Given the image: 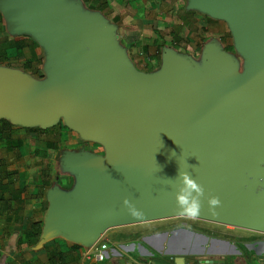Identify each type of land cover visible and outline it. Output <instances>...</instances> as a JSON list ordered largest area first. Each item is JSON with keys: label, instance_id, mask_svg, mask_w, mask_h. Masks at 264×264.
I'll return each instance as SVG.
<instances>
[{"label": "water", "instance_id": "1", "mask_svg": "<svg viewBox=\"0 0 264 264\" xmlns=\"http://www.w3.org/2000/svg\"><path fill=\"white\" fill-rule=\"evenodd\" d=\"M190 6L228 23L249 61L244 74L215 43L206 48L203 71L169 51L160 73L145 74L117 45L116 26L79 6L4 1L13 30L32 34L48 61L46 83L0 68V118L43 128L64 118L107 150L105 157L64 158L82 185L72 195L52 192L44 239L66 230L89 246L112 226L175 216L264 231V0H190ZM179 172L203 187L195 216L177 203ZM212 196L221 201L215 213ZM125 197L143 215L133 216ZM175 261L184 264L183 254Z\"/></svg>", "mask_w": 264, "mask_h": 264}, {"label": "crops", "instance_id": "2", "mask_svg": "<svg viewBox=\"0 0 264 264\" xmlns=\"http://www.w3.org/2000/svg\"><path fill=\"white\" fill-rule=\"evenodd\" d=\"M4 1L6 0H0V68L23 72L35 80L46 78L44 59L39 61L38 66L33 65V59H25L29 52L32 57L39 56L38 52H34V45H37V49L43 46L32 34L19 33L13 30L14 22L4 10ZM187 6L190 14L199 15L198 13H200L206 18L227 23L223 19L215 18L202 10L191 7L190 0H187ZM145 14L147 15V11ZM141 15L142 13L139 17ZM160 16L162 18L160 19V28H168L169 26L171 28L172 25L169 23L166 26L161 25L165 18H163L164 14L160 13ZM139 17L133 18L125 26L116 25L121 38L124 35H129L128 38L133 36L135 39L152 36L156 41L159 39L157 42L166 37L175 38V31H170L171 34H165L162 31L158 35L147 34V26L143 23H147L149 19L147 16L142 19ZM150 17L153 18L152 15ZM115 35L119 48L136 66V69L138 68L142 72L159 73V65L155 62L160 61V65H164V57L169 51L190 59L191 53L185 54L172 47L170 49L164 48L161 54L153 56L147 61L148 59L136 57L128 47H123L116 32ZM213 43L217 42L209 39L205 45L198 48L201 50V54L195 55L197 61L206 63V48ZM15 58L19 59L18 64L13 60ZM21 61L23 62L21 63ZM38 69L43 72V77L37 74ZM4 119L10 121L12 125L10 127L12 141L10 145L6 142H0V194H2L0 198V264H95L84 257L87 243L69 236L66 230H59L48 239L43 238L46 221L52 208V192L59 190L63 194L72 195L81 188L82 180L78 171L68 167L64 158L69 150L79 152L86 140L65 122L60 126L57 123L54 126L43 128L40 126H23L10 119ZM36 128L46 129V132L53 131V135L56 137L45 141L44 145L40 147L35 143L32 144L31 142L36 139V136H33L31 131L33 132ZM27 130L30 133H27ZM54 130H57L56 133ZM16 133L20 135L16 136ZM67 138L69 141L64 143L65 146H60L59 142L65 141ZM62 150L66 153L58 157L51 155V151L57 154ZM8 156L10 158H7ZM193 227L189 224L173 227L171 229H174L172 231L175 233L167 239L163 238L164 233L171 229L144 234L142 237H139L138 234H134V236L129 234V237L122 235L124 238L113 239V241L121 244L134 243L136 246L134 250H138L135 256L149 260L152 264H177L175 258L179 253L184 256V264H209V260L216 258L224 261L221 264H264V231L220 226L218 229H223L228 233H236L232 235L239 237V239H230L199 232ZM29 230L32 231L31 235L26 233ZM185 233L187 236L184 235ZM107 237L111 239L109 235ZM142 241L148 247L144 246Z\"/></svg>", "mask_w": 264, "mask_h": 264}, {"label": "rangeland", "instance_id": "3", "mask_svg": "<svg viewBox=\"0 0 264 264\" xmlns=\"http://www.w3.org/2000/svg\"><path fill=\"white\" fill-rule=\"evenodd\" d=\"M63 1L70 6L72 5L79 6L82 9L84 15L100 17L110 25L125 26V24L131 22L133 18L135 19L139 17V15L142 13L141 17H139L140 19L146 18V16L147 19H149L147 23L143 21L144 22L143 25L147 26L146 29L147 34L150 33V34L158 35L160 34V31H162L165 34H171L172 32L170 33V31H175L176 33L175 38L166 37L165 39L157 42L159 39L156 41L152 36L140 37V39H135L133 38V36L128 38L129 35H124L121 38L119 36L120 34H118V32L120 31H118L116 28L113 27V29L116 30L115 31L116 34L118 35L117 38L119 37V39H121L120 41L121 45L125 48L128 47L131 51L134 52L136 57L145 60L148 59L147 61H149L153 56H157L158 54H161L164 48L170 49L174 47L178 51L184 52L185 54L188 52L189 54L191 53L189 55L190 59H188L189 63L191 65H196L199 71H203L204 69L203 67L205 66V64H203V62L201 63L197 61L195 55L198 56L199 54H201V50H198V48L202 47V45H205L207 40L210 39L211 41H216L217 43L215 44H218L220 47H222V50L226 53V55H228L230 58H234L237 60L238 62L237 68L239 66L238 71L240 74H244L248 69L249 61L238 51L234 37L227 23L217 19L206 18L200 13H198L199 15H196V13H191L192 14L191 15L190 12L188 11L189 8L187 6V0H63ZM152 7H154V9H151ZM185 10L187 11L185 12ZM146 11H147V15L145 14ZM160 13L164 14L163 18H165L164 23L161 25L166 26V24L169 23L172 25L171 28L170 26L168 28L166 27L160 28V23H161L160 19H162ZM151 15L153 16L154 20H152L153 18L150 17ZM34 47H35L34 52H38L37 54L39 56L36 55L37 57H32V55L29 52L26 54L25 59H29V60L33 59L32 61L34 63L33 65L36 64L37 66L39 65V61H43V59L45 60V62H47L48 56L44 47L42 48L39 47L40 49L39 48L37 49V45H34ZM13 60L15 61V63L17 64L19 63L18 58H15ZM22 62L23 61H21V63ZM155 63L159 65L158 69L160 70L159 71L160 73L163 69V65H160L161 64L160 61L159 62L156 61ZM133 66L136 68L134 64ZM144 73L153 75V73H149V72H144ZM46 78H43L42 81L40 80V82L45 81L46 83L47 82ZM63 122L66 123V120L64 118H61L58 125L60 126ZM45 130L46 129L43 128H36L35 130H33V132L31 131L33 136L34 135L36 136V139H34L33 142L31 143L32 144L35 143L40 147L44 145L45 141L51 140L52 137H56L55 135H53V131L46 132ZM54 131L56 133L57 130ZM27 133H30V131L27 130ZM17 135L20 134L16 133V136ZM68 141L69 139L67 138L65 141L59 142L60 143L59 145L60 146L62 145L63 147L65 146L64 143ZM65 148L68 149L67 147ZM81 148L82 149L79 150V152L78 151L72 152L69 150L66 156L91 157L93 155L99 154L105 157L107 151L102 144L90 140L84 141V144L82 145ZM64 153H66V151L62 150L57 154L51 151V155L55 157H58L59 155ZM7 158H10V156H8ZM50 169H51V165H50ZM183 224L192 225L194 226L193 229L199 232H205L207 234L218 235L230 239H239L237 235H232L236 233H228L225 232L223 229H218V228H220V226H228L230 228L232 227L240 228V227L237 226L235 227L229 224L225 225L213 221H206L204 219H196L189 216H175L165 219H157L146 222L112 226L106 230L107 233L105 234V236L107 237L109 235L111 241H113V239L120 240L124 238L123 236L125 235L129 237V234H133L131 236H134V234H138L139 237H142L144 234L156 233L159 230H169L173 227H180ZM172 230L174 229H171L170 231L167 232L172 233ZM235 230L237 231V229ZM243 230H247V229H243ZM141 243L144 244V246H147V244L145 245L143 241ZM137 251H138L137 249L131 251V254L132 255L134 254L135 256L137 254Z\"/></svg>", "mask_w": 264, "mask_h": 264}, {"label": "built area", "instance_id": "4", "mask_svg": "<svg viewBox=\"0 0 264 264\" xmlns=\"http://www.w3.org/2000/svg\"><path fill=\"white\" fill-rule=\"evenodd\" d=\"M106 233L105 231L98 240L87 246L84 250L85 259L95 264H152L149 260L131 254L136 248L134 243L111 241L105 236Z\"/></svg>", "mask_w": 264, "mask_h": 264}, {"label": "clouds", "instance_id": "5", "mask_svg": "<svg viewBox=\"0 0 264 264\" xmlns=\"http://www.w3.org/2000/svg\"><path fill=\"white\" fill-rule=\"evenodd\" d=\"M182 177V187L176 194L177 203L180 208L190 216L198 214L200 209V194L203 192V187L187 172L178 174ZM196 195H193V193ZM210 211L215 213V206L221 203L219 197L212 196L208 200ZM124 204L128 206L130 213L133 216L143 215L142 210L136 208L129 198H124Z\"/></svg>", "mask_w": 264, "mask_h": 264}, {"label": "trees", "instance_id": "6", "mask_svg": "<svg viewBox=\"0 0 264 264\" xmlns=\"http://www.w3.org/2000/svg\"><path fill=\"white\" fill-rule=\"evenodd\" d=\"M19 46V45H17ZM18 49V48H17ZM37 74L40 76V77H43V72L41 71V69H38L37 71ZM1 125H0V142H6L7 144H11V141L12 139L10 138V135H11V130H10V127L12 126L10 121L2 118L1 120ZM0 188H1V184H0ZM1 195L0 194V198H1ZM27 235H31L32 234V231H27L26 232Z\"/></svg>", "mask_w": 264, "mask_h": 264}, {"label": "bare ground", "instance_id": "7", "mask_svg": "<svg viewBox=\"0 0 264 264\" xmlns=\"http://www.w3.org/2000/svg\"><path fill=\"white\" fill-rule=\"evenodd\" d=\"M184 235H186L187 236V234L185 233Z\"/></svg>", "mask_w": 264, "mask_h": 264}]
</instances>
